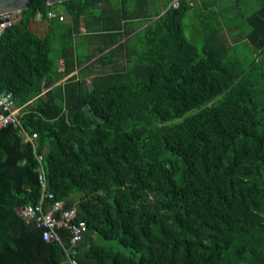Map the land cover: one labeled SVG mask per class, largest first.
<instances>
[{"label": "trees", "instance_id": "trees-1", "mask_svg": "<svg viewBox=\"0 0 264 264\" xmlns=\"http://www.w3.org/2000/svg\"><path fill=\"white\" fill-rule=\"evenodd\" d=\"M57 2L68 20L30 0L0 34V88L35 133L0 128V264H69L17 212L38 199L37 153L86 224L76 264H264V0L233 8L258 60L219 40L214 14L198 48L184 2Z\"/></svg>", "mask_w": 264, "mask_h": 264}, {"label": "built area", "instance_id": "built-area-1", "mask_svg": "<svg viewBox=\"0 0 264 264\" xmlns=\"http://www.w3.org/2000/svg\"><path fill=\"white\" fill-rule=\"evenodd\" d=\"M181 2L187 6L193 5V0H168L166 7H178ZM19 10L0 12V34L9 27L18 17ZM57 14L63 19L61 11L55 12L52 8L46 12L47 17ZM19 106L15 105L12 93L0 88V128L7 125L19 126L18 132L24 140H32L35 133H27L19 121ZM38 161L36 179L39 184V196L34 203H25L17 208L18 214L26 221L33 223L39 229L40 238L44 241H56L60 244L65 261L76 264V244L82 239L86 230L83 219L76 218L75 206L64 207L62 200L54 198L46 188L45 177L40 164L41 154H35Z\"/></svg>", "mask_w": 264, "mask_h": 264}, {"label": "rangeland", "instance_id": "rangeland-1", "mask_svg": "<svg viewBox=\"0 0 264 264\" xmlns=\"http://www.w3.org/2000/svg\"><path fill=\"white\" fill-rule=\"evenodd\" d=\"M217 1L220 2L221 5L227 4L226 7L222 9V11L221 10L218 11L221 14H223V20H222V21H224L223 25L224 26L225 25L226 26L227 25L234 26L233 29L231 28L232 29L231 32H235L237 34L243 35V31L247 28V26L242 21L240 15L234 14L233 8L235 5V1L234 0H217ZM236 1H238V0H236ZM50 6L52 7V9L55 12L62 11V4L60 2H53V3H51ZM198 10H200L198 6H196V8L191 7V8H188L186 10L184 15L182 16V29H183L184 36L188 40L194 42L196 44V46L199 48L200 44H201V37L199 36V30L202 27V25H204L205 21H209V20L212 21L213 18L208 17V16L202 18L200 15L197 14ZM61 13L63 15L62 20H68L65 13H63V12H61ZM48 24H49L48 21L41 18L39 16V14H36L29 22L30 28L40 35H42L46 31L47 27H49ZM84 36L85 35L83 32V29H82V31H79L76 34L72 35V42L73 43L78 42V44H76L75 46L80 51L85 50L86 46H87V45H85V43L82 42V39L85 38ZM56 42L57 41H55V43ZM88 47L91 48L93 46L91 44H89ZM233 47H234V51H236V53L239 56L243 57L245 60H247L251 57V50H250L249 46L246 45L242 36L237 40L236 44ZM58 63L60 64V61H58ZM115 247L118 248L119 250L125 252V253L128 252V249L121 244L116 243Z\"/></svg>", "mask_w": 264, "mask_h": 264}, {"label": "crops", "instance_id": "crops-1", "mask_svg": "<svg viewBox=\"0 0 264 264\" xmlns=\"http://www.w3.org/2000/svg\"><path fill=\"white\" fill-rule=\"evenodd\" d=\"M193 7L196 8V6L199 7L200 10L197 11V14L200 15L202 18L204 17H212L214 14V17H218L222 23L221 13L218 12L219 10L222 11L223 4L221 5L220 2L217 0H193ZM235 1V0H234ZM236 3V2H235ZM235 7V6H234ZM62 12V11H61ZM213 13V14H212ZM234 26L231 25H223L221 26L219 32H218V38L219 40L225 44V45H235L237 40L242 36L241 34H237L235 32H231ZM82 27H79V30L82 31ZM243 38V37H242ZM244 40V38H243ZM234 51V50H233ZM236 53V51H234ZM251 55L260 56V53L258 51L251 50ZM258 57L257 60H258Z\"/></svg>", "mask_w": 264, "mask_h": 264}, {"label": "water", "instance_id": "water-1", "mask_svg": "<svg viewBox=\"0 0 264 264\" xmlns=\"http://www.w3.org/2000/svg\"><path fill=\"white\" fill-rule=\"evenodd\" d=\"M29 1L30 0H0V12L7 11V10H20L22 8H25L28 5ZM44 1L46 3H52V2H57V1H61V0H44ZM122 39L123 38H121L120 40H122ZM97 55H95V56H97ZM94 57L90 58L89 60H87L86 62L81 64V66L84 65L85 63H87L88 61H90L91 59H93ZM76 70H77V68L75 70H73L72 72H74ZM72 72H70V73H72Z\"/></svg>", "mask_w": 264, "mask_h": 264}]
</instances>
